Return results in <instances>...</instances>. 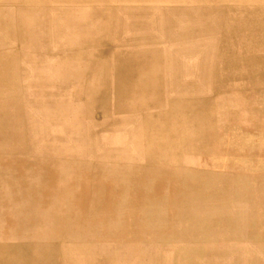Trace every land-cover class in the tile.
<instances>
[{
    "label": "rangeland",
    "instance_id": "374dc122",
    "mask_svg": "<svg viewBox=\"0 0 264 264\" xmlns=\"http://www.w3.org/2000/svg\"><path fill=\"white\" fill-rule=\"evenodd\" d=\"M21 1L23 8H36L42 0ZM144 2L46 0L45 6L64 10L46 8L42 16L57 18L69 12L66 16L87 26L77 24L74 36L35 28L38 38L29 44L44 49L62 45L53 58H35L18 37H5L9 43L0 54H13V59H0L2 136L11 146L13 110L5 105L16 97L23 130L26 126L40 130L39 117L56 115L58 120L45 121L50 133L68 128L74 142L50 146L63 147L44 163L46 157L25 165L29 156L24 153H0V168L17 164L14 180L22 178L21 185L9 193L15 203L0 202V211L11 208L0 216V237H10L21 226L17 219L23 217L22 228L31 225V239L39 246L61 254L81 246L97 248L105 258L101 264H264V0ZM141 4L206 9L211 17L204 23L208 37L194 31L188 43L215 44L225 59H233L237 71L230 73V79L229 73L216 74L221 84L214 95L199 91L151 101L142 96L120 98L114 89L116 74L102 70L103 65L118 61L93 59V41L91 46L85 41L93 38L90 30L96 25H115V14L107 20L109 8ZM13 6H17L13 0H0L4 13ZM3 12L2 20L11 16L18 21L17 9ZM0 34L2 42L5 33ZM139 51L120 49L109 55L123 63ZM21 52L26 57L15 55ZM92 64L96 70L86 74ZM198 71L197 84L202 85ZM175 97L190 105L181 107L171 121V140H141L138 128L143 117L157 111L158 104L163 112L170 110ZM206 100L207 113L198 105ZM204 116L207 123L201 124ZM24 118L32 122L26 125ZM163 120L159 117L153 123ZM12 173L3 170L6 176ZM87 218L107 225L79 224L77 230L86 226L95 236L68 244L62 221ZM93 255L88 253L90 264H99Z\"/></svg>",
    "mask_w": 264,
    "mask_h": 264
},
{
    "label": "bare ground",
    "instance_id": "6f19581e",
    "mask_svg": "<svg viewBox=\"0 0 264 264\" xmlns=\"http://www.w3.org/2000/svg\"><path fill=\"white\" fill-rule=\"evenodd\" d=\"M144 1L154 2L160 0H142L143 3H146ZM13 2L17 3V6L5 8V13L0 10V13L3 12L4 14L9 11L12 12L14 9L19 11L17 17L18 23L10 19L11 16L4 20L0 17V31L5 33L3 34L4 39L2 42L0 41V51L6 49L4 46L9 43L6 38L15 36L18 37L17 41H23L26 50L35 58L42 56L53 58L56 57L57 51L61 49L62 45L54 46L53 44L50 47L47 45V49H44L36 45V43L34 45L29 44L28 42L34 43L38 38L34 31L35 28L40 29L41 33L48 32L51 28L52 31L70 33L74 36V28H76L77 24L80 27H87L84 22L81 24L76 23L75 19L66 16L69 12L60 13L61 15L57 18L42 16L46 8L50 10H64L54 6L52 8L45 6L46 0H42L41 5L36 8L34 6L23 8V1L21 0H13ZM175 7L177 6H147L141 4L135 8L128 6L109 8L108 12H111V16L107 20L112 21L113 14H115V25H96L97 28L90 30L93 38L85 41V43L87 46H91L92 43L90 41H93V46L95 47V51L91 54L93 59L97 56L100 59L107 58L118 61L117 64L107 63L103 65L102 70L104 73L116 74V86L114 89L116 95L120 96V98L142 96L148 97L149 101H151L152 98L158 99L159 96H185L190 93H198L199 91L203 95H212L211 93L214 95V90L221 84L218 80L219 75L216 74L219 72L229 73L227 78L230 79V73L237 71V66L234 64L233 59H225V55L221 54L222 51L215 44L207 45L205 42L199 44L188 43L193 38L194 31L202 33L203 37H208L204 29V23L211 18L207 15L209 12L204 8H188L187 6L185 9L179 10ZM29 10L36 11L30 15L25 14ZM154 22L158 23V25L155 26ZM96 32L99 35L94 37ZM124 34H127V37H124ZM98 37H102V40L97 39ZM26 43L28 44L26 45ZM158 44H164V50ZM99 48H102V50H98ZM137 48L141 51L134 53L123 63L119 62L122 60H119L118 57L109 55L110 52H115V50ZM225 49L227 55L229 52L228 46H225ZM5 54H0V59L12 58L13 54ZM15 55L26 57L22 52ZM193 58H197V60L192 62ZM92 65L87 68L86 74L96 70V65ZM197 70L203 76L201 77L204 80L202 85L197 84L199 80L196 77ZM49 102L46 100L44 103L49 104ZM207 103H209L208 100L198 104L204 106V112L206 113ZM171 104L170 110L164 112L161 109V104H158L157 111L152 110L149 116L143 117L141 126L138 128V135H140L141 140H152V143L162 138L171 140L172 132L174 131L171 121L176 118V112H180L181 107L188 108L190 105L187 101L179 100L176 97ZM5 106L13 110L12 118L9 122L11 125L8 124V126L10 125L9 132L13 136V143L9 146L7 139H5L6 136H2L5 132V121L2 115L4 107L0 105V153H24L25 156H29V158H26L28 162L25 165H29L31 160L36 162L46 157L41 161L44 163L48 161L47 159H50V155L61 153L62 149L60 148L63 147L60 146L61 143L74 142V133L72 134V131L68 128H61V133L59 134L50 133L49 125L45 121H56L59 119L58 116L46 115L45 118L39 117L40 125L37 126H41L40 130L38 128L27 129V126L25 127L26 130H23L19 126V124H23V117H20L17 98H9ZM28 117L31 118V115L29 114ZM159 117L164 120L161 123H153ZM24 119L26 120V118ZM69 119L71 120L72 117H69ZM207 120L208 117L204 116L199 122L206 124ZM29 121L28 119L26 120V125H28ZM42 121L43 125H41ZM53 144H60V147L57 146L52 149L50 146ZM38 157L42 158L36 159ZM25 165H22L24 169H26ZM18 167L15 164L4 165L3 168H0V202L2 204L15 203L16 201L14 196H9V193L11 190L17 189L22 183L21 176L18 177V180H14ZM3 170H10L14 173L6 176L7 174H3ZM21 187L23 188L24 186L22 185ZM7 207L4 206L2 208L5 210L0 211V216L6 214L5 212L11 209ZM17 220L18 222L20 221L19 225H21L17 226V229L22 228L24 226V218L21 217ZM26 228L31 229V225L29 224V227L26 226ZM30 240H32L31 237ZM100 250L102 251V249ZM26 251L29 253L28 261L33 264H74V256L86 252L94 254L92 258L100 260V263L105 261L103 254L97 248L89 246L71 248L61 254L52 253L48 248L36 244L28 245ZM70 254H72L73 258L70 257ZM95 255L99 257L97 256L98 258H96Z\"/></svg>",
    "mask_w": 264,
    "mask_h": 264
},
{
    "label": "crops",
    "instance_id": "0c3cea01",
    "mask_svg": "<svg viewBox=\"0 0 264 264\" xmlns=\"http://www.w3.org/2000/svg\"><path fill=\"white\" fill-rule=\"evenodd\" d=\"M62 222L65 223L63 224L64 234H66L69 238L67 240L68 244L69 243L78 244L76 242H83L85 241L86 237H90L92 235L95 236V234L89 233V230L86 226L77 230V227H78L77 225L79 224L104 225L105 224L102 222H97L96 219L94 218H91V219L87 218V219H80V220L74 219V222L70 220H64ZM25 225H28V224H25ZM105 225H107V223ZM104 226L101 228V231L104 229ZM99 234H101V232L98 233L97 235ZM9 236L10 237H6L4 239L0 237V257H1L0 264H33L32 262L28 261L29 253L26 251V247L28 245L38 244V243H35L36 241L30 240V237H32L31 229L26 228V226H25V229L18 228V229H15L14 232L9 233ZM70 257L73 258L72 254H70ZM73 261H74V264H90V258L88 257V252L83 253V254H76L74 256ZM66 263H67V259H66Z\"/></svg>",
    "mask_w": 264,
    "mask_h": 264
}]
</instances>
